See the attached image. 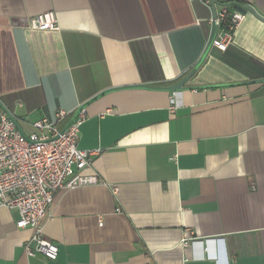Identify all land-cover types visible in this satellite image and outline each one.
<instances>
[{
  "label": "crops",
  "instance_id": "obj_1",
  "mask_svg": "<svg viewBox=\"0 0 264 264\" xmlns=\"http://www.w3.org/2000/svg\"><path fill=\"white\" fill-rule=\"evenodd\" d=\"M246 6L264 17V0H232L246 18L189 80L202 89L95 100L183 80L210 1L0 0V102L31 134L94 99L79 147L99 151L83 174L101 182L56 194L43 232L56 261L26 256L31 230L0 208V264H264V22ZM45 12L59 30L27 27Z\"/></svg>",
  "mask_w": 264,
  "mask_h": 264
},
{
  "label": "built area",
  "instance_id": "obj_2",
  "mask_svg": "<svg viewBox=\"0 0 264 264\" xmlns=\"http://www.w3.org/2000/svg\"><path fill=\"white\" fill-rule=\"evenodd\" d=\"M56 16L54 12H45L31 17L27 27L57 31ZM245 18L242 12L221 8L215 21L219 33L213 47L225 52ZM83 114L63 134L73 112L60 110L53 119L34 122L33 132L24 134L5 112H0V208L18 211L17 228L31 230L24 247L26 256L43 255L56 261L59 248L43 233L56 194L63 189L101 183L97 176L83 174L91 166L92 157L99 153L79 147L80 130L85 121ZM99 226H103L102 219Z\"/></svg>",
  "mask_w": 264,
  "mask_h": 264
},
{
  "label": "water",
  "instance_id": "obj_3",
  "mask_svg": "<svg viewBox=\"0 0 264 264\" xmlns=\"http://www.w3.org/2000/svg\"><path fill=\"white\" fill-rule=\"evenodd\" d=\"M209 1H210V5L212 8V20H213V27H212L211 36H209L210 39L208 41V45L206 47V50H205L203 56L201 57L199 62L196 64V66L191 70V72L183 80H181L177 84H174V85L168 86V87H154V86L138 85V86H130L129 88H113V89L107 90L106 92H103L102 95L100 94V96H97V98H94V99L97 100V99L105 96L106 94H109V93H112L115 91H119V90H123V89H130V88L147 89V90H153V91H163V92H169V93H178V92H183V91H187V90H195L196 88L188 86V82L196 74V72L200 69L201 65L205 61L207 55L209 54V52L211 50L213 40H214L216 33H217V24L215 21L217 20V17H218V11H217L218 4H217L216 0H209ZM246 9L248 11H250L252 14H254L257 18L261 19V21L264 22V17L261 16L252 6H248V7L246 6ZM197 89H202V87H197ZM94 99L92 101H95ZM91 102H88L87 104L82 105L80 108H78L75 111V113L72 116V118L70 119V121L64 127L62 134L76 121L78 116L82 112L85 111L86 107ZM0 107L3 110V112H5L9 116V118L14 122L16 127L21 131V129L19 128L15 118L7 111L6 108H4V106L1 102H0Z\"/></svg>",
  "mask_w": 264,
  "mask_h": 264
},
{
  "label": "trees",
  "instance_id": "obj_4",
  "mask_svg": "<svg viewBox=\"0 0 264 264\" xmlns=\"http://www.w3.org/2000/svg\"><path fill=\"white\" fill-rule=\"evenodd\" d=\"M216 2H217V4H218V6L221 8H223V7H227V9L229 10V12H231L230 11V9H229V6H230V3L232 2V0H216Z\"/></svg>",
  "mask_w": 264,
  "mask_h": 264
}]
</instances>
